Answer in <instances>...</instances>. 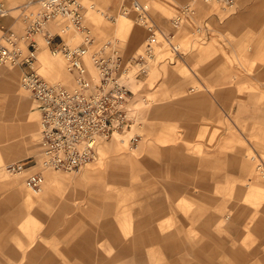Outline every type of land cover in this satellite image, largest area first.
I'll use <instances>...</instances> for the list:
<instances>
[{"label":"rangeland","instance_id":"374dc122","mask_svg":"<svg viewBox=\"0 0 264 264\" xmlns=\"http://www.w3.org/2000/svg\"><path fill=\"white\" fill-rule=\"evenodd\" d=\"M82 1L104 13L87 9L94 48L112 41L133 52L146 37L134 14H120L131 0ZM140 1L163 32L174 33L181 57L159 34L148 75L130 81L137 122L99 145L97 158L78 171L40 164L38 194L24 186L27 173L4 170L38 157L39 116L20 87L21 67L0 66V73L17 71L13 88L23 95L0 91V184L7 187L0 197L13 192L15 200L0 217L13 244L0 245L8 251L0 264H264V0L232 7ZM185 3L193 14L173 29L170 19ZM12 27L23 34L20 22ZM64 37L71 45L81 40ZM36 38L37 58L53 59ZM41 64L44 77L65 84L66 70Z\"/></svg>","mask_w":264,"mask_h":264},{"label":"built area","instance_id":"2783aa9c","mask_svg":"<svg viewBox=\"0 0 264 264\" xmlns=\"http://www.w3.org/2000/svg\"><path fill=\"white\" fill-rule=\"evenodd\" d=\"M218 2L232 7L236 0ZM32 5H37L35 12L29 11ZM94 8V4L86 6L82 0H25L19 9L26 26L23 34L17 35L3 23L10 9L0 2V30L3 33L0 66L10 64L26 68L20 78V87L29 93L40 112L38 144L42 149L43 165L56 171H78L97 158L102 142L137 122L131 106L135 92L130 81L148 75L156 59L159 34L171 53L181 57L178 45L172 41L174 33L163 32L152 18L148 5L139 1H133L131 7H123L120 14L128 16L133 12L135 22L145 28L142 49L124 57L115 43L106 41L92 50L95 38L86 23L85 12ZM191 14L193 8L189 3L181 5L170 19L171 27L177 29ZM60 19L65 23L58 32L51 31L49 25ZM37 35L42 36L45 47L52 54L62 56L66 70L74 76L73 88L49 81L37 71V53L41 49ZM64 35H80L81 40L71 45ZM29 163V159L9 162L4 170L21 174ZM43 184L44 176L39 172L30 173L24 179L25 187L34 194L42 190Z\"/></svg>","mask_w":264,"mask_h":264},{"label":"crops","instance_id":"0c3cea01","mask_svg":"<svg viewBox=\"0 0 264 264\" xmlns=\"http://www.w3.org/2000/svg\"><path fill=\"white\" fill-rule=\"evenodd\" d=\"M3 2V3H5L6 5H7V7H9V9H10V13H9V15L6 17V18H4L3 19V23L6 25V26H8V27H10L14 32H15V30L13 29V27H12V23H15V22H20L21 24H22V29H23V32H24V29H25V26H26V22H24L22 19H21V17H20V9H19V7L25 2V0H23V1H21L20 3H18V4H15V5H11L12 4V2H13V0H0V2ZM132 1V0H131ZM131 1H129V3L127 4H125L124 2H123V4L121 5V7H120V10L119 11H121V9L123 8V7H131V5H132V2L133 1H139V2H142V1H140V0H133L132 2ZM90 4H94L93 2H91ZM94 7H95V4H94ZM37 10V5H32V6H30L29 7V11H32V12H35ZM92 10H95V11H99V12H101L102 14H104L103 13V11H100L98 8H94V9H92ZM17 12L16 13V15H13L12 14V12ZM87 10H86V12H85V17H86V14H87ZM98 12V13H99ZM129 14H134L133 12H130ZM150 14H151V12H150ZM134 18H135V15H134ZM65 23V21L63 20V19H60V20H57V21H53L51 24H52V26L50 27V25H49V28H50V30L51 31H53V32H58L59 31V29H60V26L62 25V24H64ZM1 31V30H0ZM2 32V31H1ZM3 34V33H2ZM2 34H1V37H2ZM64 39H65V37H64ZM66 40V39H65ZM68 42V41H67ZM143 42H144V40L141 42V44L139 45V47L136 49V50H134L133 52H128V51H123V50H121V52H122V54H123V56L124 57H130L131 55H134L136 52H138V51H140L141 49H142V47H143ZM99 47V46H98ZM98 47H96V48H98ZM96 48H94V46H92V50H95ZM39 65H40V67H41V60H39V58H37V62H36V67H37V71H38V67H39ZM64 65H65V70H66V64H65V62H64ZM19 67H21V70H22V74H23V72L26 70V68L25 67H23V66H19ZM89 69H90V71H92V69H91V67H90V65H89ZM7 71L8 69L7 68H2V70H1V73H0V80H1V78H2V76H3V74H4V72L5 71ZM9 71V73H11V83L9 84V85H5V84H0V87H1V89L0 90H2V91H8L9 93H11L12 92V90H13V92H14V88H13V74H14V72H15V74L17 73V71H13V70H11V69H9L8 70ZM39 72V71H38ZM66 72H67V74L71 77V79H72V86H68V85H66V84H64L66 87H68V88H73L74 86H75V81H74V76H73V74H71V73H69L67 70H66ZM40 73V72H39ZM22 74H21V76H22ZM41 74V73H40ZM42 75V74H41ZM43 77H44V75H42ZM21 78V77H20ZM44 78H46V77H44ZM47 79V78H46ZM48 80V79H47ZM50 81V80H49ZM53 82V81H52ZM59 82V81H58ZM19 84H20V80H19ZM63 84V83H62ZM5 91V92H6ZM12 92V94L11 95H13V96H15V92L13 93ZM18 97V96H17ZM29 97H30V101H31V109L33 110V111H35V112H37V114H38V116H39V118H40V112H39V110L37 109V107H36V105H35V102L33 101V99L31 98V96L29 95ZM19 98V97H18ZM20 98H22V97H20ZM187 103H191V102H188V101H186ZM200 103H202V102H200ZM38 147H39V155H38V157H35V156H32V155H29V156H26V157H22V158H18V159H15V160H12V161H10V162H14V161H20V160H28L29 159V164H28V166H27V168H26V171L24 172V173H27V175L28 174H30V173H34V172H39V173H42L41 172V170H39V169H36V168H38V166L40 165V164H42L43 163V154H42V149H41V147L39 146V144H38ZM99 147V146H98ZM9 163V162H8ZM27 175L25 176V178L27 177ZM24 178V179H25ZM23 183H24V180H23ZM3 186H5V184H0V189H7V187H3ZM25 186V185H24ZM13 192L12 193H8L7 194V196H4V197H0V217L3 215L4 216V214L3 213H8L9 214V208H10V206H15V200L12 198V196H13ZM11 197V198H10ZM0 221H1V219H0ZM7 226V224H6V220L5 221H3V222H0V231L1 230H4V233H2L1 235H0V245H1V247H3V248H8V247H10L11 245H13V244H11L9 241H7V239L9 238V229H11V227H6ZM0 252H4V253H6V252H8L7 250H1Z\"/></svg>","mask_w":264,"mask_h":264},{"label":"bare ground","instance_id":"6f19581e","mask_svg":"<svg viewBox=\"0 0 264 264\" xmlns=\"http://www.w3.org/2000/svg\"><path fill=\"white\" fill-rule=\"evenodd\" d=\"M201 1V0H200ZM208 3V2H207ZM121 23V22H120ZM118 24V25H121V24ZM232 23V22H231ZM230 23V24H231ZM229 25V24H228ZM232 28V27H231ZM39 58H40V60H41V63H43V64H46V63H48V64H50V68L52 69V70H57V69H61V70H65V65H64V62H63V59L59 56V55H57L56 54V56L53 58V59H51L48 55H47V53L46 52H43V53H41L40 54V56H39ZM154 69V68H153ZM9 70V69H8ZM5 71L4 72V74H3V76H2V78H1V80H0V84H5V85H9L10 83H11V73H9V71ZM14 74H15V72H14ZM18 74V73H17ZM64 76H65V78L63 79V81H64V83L66 84V85H70L71 84V77L67 74V72L65 71L64 72V74H63ZM17 76V75H16ZM16 89H18L17 87H15ZM0 89H1V87H0ZM1 91V90H0ZM6 91V90H5ZM5 91H3V92H5ZM14 91H15V89H14ZM17 91V90H16ZM3 92H1V93H3ZM12 92H13V90H12ZM11 92V93H12ZM5 93H8V92H5ZM14 93V92H13ZM15 95L16 96H18V97H22L23 98V95L21 94V93H19V92H15ZM10 99H11V97H10ZM15 99V98H14ZM16 100V99H15ZM21 100V99H20ZM11 101V100H10ZM23 101V100H22ZM18 102H21V101H18ZM24 102V101H23ZM25 103V102H24ZM13 104V103H12ZM16 104V103H15ZM19 104V103H18ZM11 105V104H10ZM16 106V105H15ZM15 108V107H14ZM7 109H8V107H7ZM14 110V109H13ZM12 111V110H11ZM10 112V111H9ZM11 113V112H10ZM9 114V113H8ZM12 114V113H11ZM17 114V113H16ZM9 116V115H8ZM12 116V115H11ZM23 117H24V115H23ZM24 119V118H23ZM20 120V119H19ZM25 120V119H24ZM9 122V121H8ZM14 122H15V120H14ZM13 123V122H12ZM18 123V122H17ZM30 123V122H29ZM7 125V124H6ZM31 125H26V132L27 133H29V127H30ZM9 137H11V136H9ZM103 143V142H102ZM101 143V144H102ZM100 144V145H101ZM15 147L16 146H11L10 148L11 149H15Z\"/></svg>","mask_w":264,"mask_h":264}]
</instances>
